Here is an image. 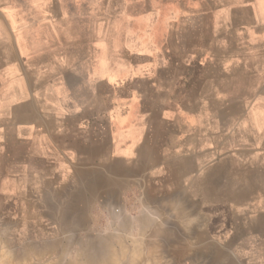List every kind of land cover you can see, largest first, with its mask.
<instances>
[{
	"label": "crops",
	"instance_id": "0c3cea01",
	"mask_svg": "<svg viewBox=\"0 0 264 264\" xmlns=\"http://www.w3.org/2000/svg\"><path fill=\"white\" fill-rule=\"evenodd\" d=\"M133 192L264 264V0H0V255Z\"/></svg>",
	"mask_w": 264,
	"mask_h": 264
},
{
	"label": "rangeland",
	"instance_id": "374dc122",
	"mask_svg": "<svg viewBox=\"0 0 264 264\" xmlns=\"http://www.w3.org/2000/svg\"><path fill=\"white\" fill-rule=\"evenodd\" d=\"M137 198H138V196L135 194V192H133L132 193V201L133 202H132V206L130 209H128L127 207L121 206L120 208H115V210H114L117 217L120 215V216H123L125 219L124 222H123V220H120V222L116 223V230L117 231H116L115 235L117 236V239L119 240L118 242L114 237L108 236L109 235L108 231H105L103 233V235H104L103 238L97 239V237L95 236L96 232L93 231V229H92V225H91L92 223H90V222L84 223V224H82L81 229H79L78 231H73V232L63 231V232H61L59 237H56L53 239L35 240L34 242H35L36 251L37 250L41 251L43 249V247H49L50 253L41 255L40 257L32 255L33 261H37V259H43L42 262H39V261H37V262L42 263V264H46V263H48V264H50V263L51 264H53V263L61 264L62 262H63L62 264H66V263L69 264V262L71 260H72L71 261L72 263H78L79 261L83 262L85 257H86L85 260H90L92 258H89V257L90 256L93 257L95 254H96L95 257L100 256V258H104V256H106V257L110 256L113 258V255L115 254L116 257L114 255V257H115L114 262H116L117 264H121V262H122V264H131L132 261H130V260H132L131 258H133L132 251L135 248V246L132 248H131V246L137 245L136 243L140 242L141 246H139L140 244L137 246L139 247L138 248L139 251L141 249V252H140V254L136 255L137 259H135L136 261L133 262V264H147V263L148 264L149 263L150 264H163V262H164V264H167V263H169V264H242L239 256L236 254H233L231 251H228V249L226 250L225 248H223L224 244H221L219 239H204V238L199 236V234H200L199 230L197 231V237L195 239H192V240L183 239V238H179V240H178V239L172 238L171 237L172 234L170 232L166 231L165 225L163 224L161 212L159 215H157L155 212V207H151L149 205L147 208H141L136 201ZM140 216H147V218H148V222L146 223L147 224L146 229H145L146 225L139 222ZM178 221L179 222L181 221L180 222V229H182L183 218L181 220H179V218H178ZM124 224H126V225H124ZM139 226L141 229L139 228ZM176 226H178V224H176ZM179 233H182V231ZM111 234L112 233H110V235ZM140 234H141V236H140ZM124 236H125V239H124ZM131 236L133 238L135 237L134 239H136V242L131 238ZM139 236H140V239H139ZM71 237H73V238H71ZM130 238L135 243H129V242H132L130 240ZM153 240H155V241H153ZM30 241H32V240H28L26 238L19 240V242H20V247H19L20 253H21V250H23L25 247H27L29 245L31 246L32 242H30ZM141 241H142V243H141ZM4 242L6 243L7 240H4ZM125 245H127V247ZM108 246H109V248L107 249ZM124 247H125V249L127 248L126 250H128V251H126L124 249ZM128 247H130V248H128ZM150 247L153 250H155V252ZM39 248H41V249H39ZM76 248H77V250H75ZM103 248H105L104 250H107L108 252L104 251ZM112 249H114V253H113ZM116 249H118V250H116ZM150 249L153 252L152 251L150 252ZM64 250H65V252H64ZM95 251H97L98 254ZM80 253L83 255L84 254L85 255L87 254V255L84 256V258H83V255L80 256L81 255ZM99 253H100V255H99ZM102 253H104V254H102ZM105 253H107V254L109 253V255H107V254L105 255ZM116 253H118V254H116ZM148 254H150V257L148 256ZM22 255L23 254H21V256ZM77 255H79V256L77 257ZM88 255H89V257H87ZM152 255L154 256V258L151 257ZM119 257L122 260L119 259ZM163 257H165V258H163ZM146 258L147 259L149 258V259L147 260ZM76 259H79V261H77ZM154 259H157V260H154ZM190 260H191V262H190ZM123 261H125V262H123ZM72 263H70V264H72Z\"/></svg>",
	"mask_w": 264,
	"mask_h": 264
},
{
	"label": "bare ground",
	"instance_id": "6f19581e",
	"mask_svg": "<svg viewBox=\"0 0 264 264\" xmlns=\"http://www.w3.org/2000/svg\"><path fill=\"white\" fill-rule=\"evenodd\" d=\"M141 197V196H140ZM108 207V206H107ZM174 209V208H173ZM69 211V210H68ZM139 218V217H138ZM182 218V217H181ZM189 218V217H188ZM85 221V220H84ZM139 222H140V220H139ZM141 222H142V220H141ZM140 222V223H141ZM181 222V221H180ZM127 223V222H126ZM139 224V223H138ZM185 224H186V222H185ZM189 224V223H188ZM193 224V223H192ZM124 225H126V224H124ZM131 225V224H130ZM187 226V225H186ZM185 226V227H186ZM147 227V226H146ZM139 228H140V226H139ZM184 228V227H183ZM141 229V228H140ZM143 229V228H142ZM185 229V228H184ZM187 230V229H186ZM142 231V230H141ZM140 233V232H139ZM142 233V232H141ZM3 234V233H2ZM145 234V233H144ZM110 235V234H109ZM140 236H141V234H140ZM140 236H139V239H140ZM153 236V235H152ZM119 237V236H118ZM123 237V236H122ZM71 238H73V237H71ZM70 238V239H71ZM114 238L117 240V242L119 241L118 239H117V236L115 235L114 236ZM120 238V237H119ZM131 238L136 242V239H134L132 236H131ZM131 238H130V240H131ZM98 239V238H97ZM124 239H125V236H124ZM106 240V239H105ZM123 240V239H122ZM70 241V240H69ZM132 241V240H131ZM134 241H132V242H129V243H135ZM139 241V240H138ZM153 241H155V240H153ZM102 242V241H101ZM106 242V241H105ZM114 242V241H113ZM116 242V243H117ZM151 242V241H150ZM141 243H142V241H141ZM62 244V243H61ZM82 244V243H81ZM88 244V243H87ZM107 244V243H106ZM127 244V243H126ZM137 245H139L140 244V242L139 243H136ZM108 245V244H107ZM122 245V244H121ZM120 245V246H121ZM128 245V244H127ZM127 245H125L126 247H127ZM131 245V244H130ZM137 245H132L131 246V248L132 247H134L135 246V248H134V250L132 251V255H133V258H131L132 260H130V261H132V263L131 264H133V262H135L136 260L135 259H137L136 258V255L137 254H140V252H141V249H140V251H139V247L137 246ZM150 245V244H149ZM154 245V244H153ZM49 246V245H48ZM103 246V245H102ZM105 246V245H104ZM111 246V245H110ZM139 246H141V244L139 245ZM151 246V245H150ZM33 247V246H32ZM106 247V246H105ZM116 247V246H115ZM114 247V248H115ZM144 247V246H143ZM109 248V246L107 247V249ZM112 248V247H111ZM128 248H130V247H128ZM151 248V247H150ZM161 248V247H160ZM200 248V247H199ZM7 249V248H6ZM4 250L3 251V253H1V255H0V264H17V263H15L14 261H16V259H18V261H19V264L21 263V264H42V263H39V262H42L43 261V259H37V261H39V262H37V261H33V258H32V253H28L30 250H32L31 248H29V246H27V247H25L23 250H21V253H20V251H19V253H17V252H12V251H9V249H8V251L7 250ZM39 249H41V248H39ZM105 248H103V250H104ZM124 249H125V247H124ZM127 249V248H126ZM125 249V250H126ZM152 249V248H151ZM150 249V252L153 250H151ZM180 249V248H179ZM189 249V248H188ZM34 250V249H33ZM43 250V249H42ZM75 250H77V248L75 249ZM86 250V249H85ZM88 250V249H87ZM95 250V249H94ZM100 250V249H99ZM113 250V253H114V249H112ZM116 250H118V249H116ZM147 250V249H146ZM92 251V250H91ZM104 251H107V250H104ZM120 251V250H119ZM124 251V250H123ZM122 251V252H123ZM126 251H128V250H126ZM131 251V250H130ZM129 251V252H130ZM154 252H155V250H153ZM152 251V252H153ZM197 251V250H196ZM37 253L35 254V256H38V257H40L41 255H44L43 253H38V250L36 251ZM42 252V251H41ZM62 252V251H61ZM64 252H65V250H64ZM77 252V251H76ZM95 252H97V251H95ZM108 252V251H107ZM111 252V251H110ZM109 252V253H110ZM128 252V253H129ZM183 252V251H182ZM94 253V252H93ZM109 253L107 254V253H105V255L107 254V255H109ZM21 254H23L22 256H21ZM81 254V253H80ZM89 254V253H88ZM95 254V253H94ZM97 254H98V252H97ZM102 254H104V253H102ZM111 254V253H110ZM116 254H118V253H116ZM121 254V253H120ZM146 254V253H145ZM152 254V253H151ZM83 254H81L80 256H82ZM87 255V254H86ZM85 254L83 255V258H84V256H86ZM92 255V254H91ZM96 255V254H95ZM95 255L93 256V257H89V255L87 256V257H89V258H92V259H90V260H85V258H84V261L83 262H81V261H79V259H76L77 261H79L78 263H72L71 261L69 262V264L70 263H72V264H117L116 262H114V260H115V257H116V255H115V257H114V255H113V258L112 257H110V256H104V258H100V256H96L95 257ZM99 255H100V253H99ZM112 255V254H111ZM122 255V254H121ZM126 255V254H125ZM129 255V254H128ZM147 255V254H146ZM160 255V254H159ZM158 255V256H159ZM172 255V254H171ZM34 256V255H33ZM79 255H77V257H78ZM102 256V255H101ZM148 256L150 257V254H148ZM157 256V255H156ZM165 256V255H164ZM126 257V256H125ZM131 257V256H130ZM146 257V256H145ZM151 257H153L154 258V256L152 255ZM160 257V256H159ZM162 257V256H161ZM166 257V256H165ZM165 257H163V258H165ZM64 258V257H63ZM174 258V257H173ZM75 259V258H74ZM88 259V258H87ZM119 259H121L120 257H119ZM145 259V258H144ZM147 259V258H146ZM149 259V258H148ZM147 259V260H148ZM158 259V258H157ZM157 259H154V260H157ZM122 260V259H121ZM124 260V259H123ZM21 261V262H20ZM62 261V260H61ZM67 261V260H66ZM152 261V260H151ZM123 262H125V261H123ZM146 262V261H145ZM158 262V261H157ZM190 262H191V260H190ZM53 263V262H52ZM61 263V262H60ZM63 263V262H62ZM61 263V264H62ZM119 263V262H118ZM128 263V262H127ZM46 264H48V263H46ZM51 264V263H50ZM53 264H56V263H53ZM67 264V263H66ZM121 264H122V262H121ZM148 264V263H147ZM150 264V263H149ZM163 264H164V262H163ZM167 264H169V263H167Z\"/></svg>",
	"mask_w": 264,
	"mask_h": 264
}]
</instances>
